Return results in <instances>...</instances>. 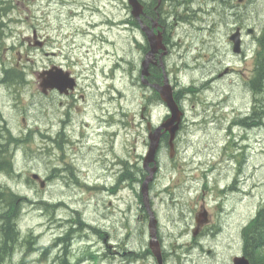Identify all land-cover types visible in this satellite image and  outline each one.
Listing matches in <instances>:
<instances>
[{"label": "rangeland", "instance_id": "374dc122", "mask_svg": "<svg viewBox=\"0 0 264 264\" xmlns=\"http://www.w3.org/2000/svg\"><path fill=\"white\" fill-rule=\"evenodd\" d=\"M7 1L4 2L5 20L0 27V112L12 132L28 131V134L16 136L24 142L12 148L15 149V173H0V185L23 197L18 226L21 239L31 237L33 241L31 248L23 242L17 245L12 262L9 260L7 264H39L43 248L65 236L70 228L81 230L73 233L70 240L68 255L74 264H158L155 256L150 255L149 230L141 220L140 202L134 193L121 185L115 200L105 196L94 181L90 188L76 179L72 182L67 181L66 176L62 179L53 170L54 153L59 155L58 148L40 135V131L50 125L49 119L53 118L57 107L53 105V111L48 112L51 117L46 116L47 107L43 106L45 116L37 110L39 69L52 61L65 69L74 68L90 96L91 113L94 114L97 106L106 107L105 111L97 108L96 113L105 112L109 115L106 119L113 115L110 119L115 120L118 130L123 121L122 141L116 143L117 153L126 157V152H147L145 128L137 126L140 116L153 114L156 120L168 109L159 98L153 101L151 89L142 84L141 63L145 52L135 49L132 39L135 37L143 44L147 39L131 23L132 8L128 0ZM142 1L159 6L158 1ZM185 1L179 8L174 3H166L164 9L171 12L163 16L172 46L166 60L168 77L175 87V96L180 93L178 103L188 122H194L179 139L176 167L170 169L166 160L163 176L166 182L168 178L174 179L171 191L184 182V169L199 167L191 161L212 160L207 154L213 148L214 163L231 162L227 153L232 149L225 134L228 123L239 113H252L256 98L260 99V107L264 103V91L257 95L250 85L257 64V39L264 30V0ZM237 27L244 28L241 36L245 45L241 55L233 53L229 39ZM35 32L47 41L46 51L58 56H46L37 48ZM14 74L18 82L13 81ZM191 87V92L184 91ZM55 102L57 104L58 100ZM113 128L116 130L115 126ZM235 129L238 134L239 128ZM88 133L86 142L90 140L91 147L97 145L99 133ZM251 139V165L244 170L243 185L251 196L243 202L244 211L249 204L253 219L264 207V130L252 133ZM255 139L260 142L256 144ZM88 152L100 155L98 150ZM233 152H236L235 147ZM91 168L96 169L94 165ZM33 174L43 180L50 178V183L41 189L39 183L29 182ZM155 188H162L161 182ZM155 188L151 197L161 223L160 236L166 246L167 264H231L242 256V239L235 230L218 234L204 250L199 248L198 257V252L190 245L192 234H185L179 226L183 220L181 206L172 205L168 197H165L168 203L162 202ZM42 202L55 208L46 210ZM105 214L110 217L107 221ZM79 220L85 223L84 227L77 224ZM108 226L110 231L105 238L103 232ZM208 249L214 251L213 256L207 253ZM61 251L57 249V254ZM103 251L108 252L107 258L103 257ZM55 255L54 251L50 252L47 264H54L50 260Z\"/></svg>", "mask_w": 264, "mask_h": 264}, {"label": "flooded vegetation", "instance_id": "af4514ba", "mask_svg": "<svg viewBox=\"0 0 264 264\" xmlns=\"http://www.w3.org/2000/svg\"><path fill=\"white\" fill-rule=\"evenodd\" d=\"M155 1H158L159 6H153L150 2L148 5L145 4V15L142 17V21L144 25L147 24L151 27H153L154 21L158 22V27L155 28V32L163 34V41L167 46L168 54L163 57L161 56L162 52L157 54L154 59L155 64L150 68V75L148 77L149 83L147 88L151 89L150 97H152L153 101L157 97L156 91L152 86L157 84L162 85L164 83V72L168 77L166 60L171 54L172 48L167 38V24L163 18V16L168 15L170 11H166L167 9H164V6L168 5L166 3H174L176 8H179L181 5L186 3L185 0ZM160 5L163 6L162 9ZM131 23L135 25L137 29L141 30V24L139 21L135 20ZM237 29H240L241 33L244 30V28L241 27H237L236 30ZM34 35L35 40L37 41L36 45L39 50L44 52L46 56H58L55 52L46 51L45 47L48 46L47 41L42 36H39L37 32H35ZM244 45L245 42L243 40V46ZM57 69L68 73L69 77L74 79V82L72 83L73 88L68 87L64 89L63 92L58 89L44 90V82L50 77L51 73L55 72ZM73 69L74 68L71 69L69 67L65 69L62 65L52 61L45 67L39 69L37 72L38 94L40 96L39 109L37 110L41 115L45 116L44 107H47L46 116L49 117L50 114L48 112L53 111V105L55 108L57 107V112L54 113L53 118L49 119L50 125L40 131V135L45 140L50 139L53 146L58 148L57 151L59 155L54 153L53 170H57L59 175L64 180L65 176L67 177L66 180L69 182L76 179L90 188H92L91 182L94 181L95 185L101 187L105 196L110 197V199L114 198L116 200L118 198V194L121 192L120 186L126 185L127 190L134 193L137 201L140 202L139 207L141 220L145 225H147V230H149L151 216L145 207L144 197L141 193L142 184L150 175V172L144 168L146 152L145 154L126 152V157H124V154L122 155L117 153L116 143H118L119 140L122 141V134L120 131H122L123 121H120L121 130H118L115 120L110 119L113 115H110V117L106 119L105 117H108L109 115L106 116L105 112L96 113L98 106L94 108V114L91 113L92 104L90 96L87 95L86 87L84 86L83 81H81L80 75ZM4 81L5 80H3V82ZM57 100L58 103L56 104L55 101ZM102 110L105 111L107 108H98V111ZM140 117L141 122H139L137 126L145 128L146 140L144 143L147 149L150 145V133L155 132L157 128L164 125L167 120L171 118V115L166 112L156 120L154 119L153 114L146 115L142 113ZM263 119L264 113L262 112L259 114L247 112L236 115L233 120L228 123L225 133L226 135L228 134L230 149H232V152H230L231 155L228 153L227 155L232 161L214 163L212 161L214 159V152L212 153L213 148L211 153L207 154V158L212 160L201 161V159H199V162L191 161L192 165H199V167L196 168L191 166L188 169H184V182L182 184H177L173 191H171L170 188L174 185V179L170 181V178H168V182H166V176H163L164 167L167 165L166 160H169L170 169L174 168V166L176 167L174 164L176 163L180 152L178 149L179 139L187 127L194 125V122L191 121V123H189L187 116L183 113L181 120L178 123L179 129L176 133L174 141V151L171 150L170 133L163 130L160 147L156 155V166L155 164L150 165V168L156 167L157 170L153 175L152 182L149 184L148 194L150 198V206L153 209L155 218L158 221L157 228L159 240L161 243L160 245L162 248L163 259L166 264L168 263V257L165 243L164 245L162 244L163 239L162 236H160L161 223L159 221L158 214L155 211L154 200H152L151 197V194L154 192V188L160 182L162 188H155V190H157V194L160 192L158 194V199H161L162 202L165 201L168 203V199H165V197H168L171 200L172 205H175L176 207L179 205L181 206L180 214L183 217V220H180L181 223L179 226L185 231V234H192L193 241L190 245L198 252V257L199 248L204 250L209 242H212L217 238L218 234L221 232H234L235 230L237 233L240 231L238 234H240V238L242 239V256H245V232L251 225L252 219L250 218L251 210L249 204L247 206L245 205L246 209L244 211L243 201L250 199L251 196V192L248 193L246 192V189L243 188V185L245 184L244 170L248 164L251 165L250 156L252 155V146L250 144L252 139L250 138V135L264 130ZM91 121L97 125L92 124ZM23 122L25 123L26 121L23 120ZM114 126L116 127V130L113 128ZM235 128H239L238 134V130ZM0 129V135L2 137L9 136L10 138V135H13L14 138H17L16 136H26L28 134V131L20 133L12 132L7 126L5 118L1 112ZM88 131H90L91 134L95 132L99 133V143L97 145H93V147L90 145V140L86 142L87 138L90 136ZM7 132H9V134H7ZM115 139V145L111 146ZM255 140L256 144L260 142L259 139ZM4 144L5 146L8 145V151L11 152L10 142L4 141ZM222 147L223 145H221V148ZM234 147L236 148L235 153L233 152ZM86 149L98 150L100 155L89 153L88 150L85 153ZM241 150L242 153H240ZM14 152L15 151H13V161ZM91 155H94L92 157L93 160H91ZM84 165H86L90 170H87ZM91 165H94L96 169L93 170ZM250 165L248 168H250ZM91 170L94 172H91ZM1 174H4V172H1ZM168 176H170V173ZM31 180L34 183H39L41 189H45L50 183V178L43 180L41 177L39 179L31 177L29 182ZM42 182L45 184V188L41 186ZM162 189L165 190L162 192ZM186 203L189 204L186 205ZM109 206H113L111 201L109 202ZM105 209L107 210V208ZM185 209H188L189 213H186ZM119 210L122 209L119 207ZM109 218L110 217H107V214L104 215L105 221H107V219L109 220ZM101 220L103 221L102 218ZM108 229H110L109 226L103 232L105 238L108 236V231H110ZM101 230H103V226H101ZM111 232H114L113 228ZM149 251L150 255L153 257L154 254L151 249ZM207 253L213 256L214 251L212 249H208ZM108 256V252L103 251V257L107 258Z\"/></svg>", "mask_w": 264, "mask_h": 264}, {"label": "trees", "instance_id": "16d2710c", "mask_svg": "<svg viewBox=\"0 0 264 264\" xmlns=\"http://www.w3.org/2000/svg\"><path fill=\"white\" fill-rule=\"evenodd\" d=\"M4 2L8 1L0 0V27L1 25H3V20H5L4 12L6 11V6L4 5ZM132 21L135 20L132 19ZM258 42L261 45V52H259L257 55L255 76L251 81L250 85L252 87V90L255 91L257 95H261L262 91H264V32L263 35L258 38ZM147 49L148 48L146 47L145 51H147ZM13 73H16L15 70ZM13 80L18 82V80L15 78V74ZM191 90L192 87L189 89L187 88L184 91L191 92ZM179 94L180 93L176 94L175 96L177 101L180 99ZM156 97L160 99L159 94H156ZM257 106L255 104L252 113L259 114L263 112L264 105L261 106L262 108L258 104ZM260 109L262 111H260ZM7 134H9V132H7ZM12 137L11 135L10 138L9 136L2 137L0 135V173L4 172L7 175H12L15 173L13 161L14 150L12 148H16L17 146L21 145L20 142H24L21 139ZM4 141L10 142V145L12 146L10 150L11 152L8 151V145L5 146ZM22 200H24L23 197L18 195L12 189L0 185V264H7L9 260L10 262H12L11 257L14 253L13 251H15L16 249L15 246L19 245L21 242H23L26 246H30V248L32 246L33 241L31 240V237H27L24 240L21 239V232L18 226V221L21 215L20 205ZM40 204L45 205L46 210H49L50 208H55L54 205H48L47 202H42ZM254 219L252 220V223L248 227L247 231L245 232V256L250 260L252 264H264V207L261 208V210L257 213L256 218ZM79 222L80 223L77 222V224H79L81 227H84L85 223L81 222L80 220ZM80 231L81 230L79 229L70 228L65 236L58 237L55 243L43 248L42 256L37 262L39 264H47V256L50 254L51 251H54L56 255L53 259L50 260L52 261V263L72 264L73 262L70 256L68 255L70 248V240L73 237V233H78ZM57 249L62 251L57 254ZM91 255L92 254H90V257ZM92 258L93 256L91 257V260Z\"/></svg>", "mask_w": 264, "mask_h": 264}, {"label": "water", "instance_id": "95a60500", "mask_svg": "<svg viewBox=\"0 0 264 264\" xmlns=\"http://www.w3.org/2000/svg\"><path fill=\"white\" fill-rule=\"evenodd\" d=\"M129 6L132 8L131 14L132 16L139 20L142 26V31L146 34L149 48L150 50L146 54L144 60L141 64V78L142 83L147 85L148 77L150 75V67L151 65L155 64V56L162 50L163 53L161 56L167 55V48L163 42V35L162 33H155V28L158 26L157 23H154L153 27L144 26L143 22L141 20V16L145 14L144 12V5L141 3L140 0H128ZM231 41L234 43V52L240 53L241 52V38H240V32L239 30L230 38ZM133 43L135 45V48L137 50L141 49L143 47V44L140 43L136 38H133ZM166 77V75H165ZM74 79L69 77L68 73L63 72L60 69H57L55 72L51 73L50 77L44 82L43 88L44 90H52V89H58L61 92L64 91V89L70 87L73 88ZM154 88L159 93L163 103L167 106L169 109V112L171 113V118L167 120V122L157 128L155 132L150 133L149 139H150V145L148 148L147 155L145 157V164L144 168L150 172V175L146 178L143 186H142V194L144 197V203L147 208V210L150 213V222H149V231L151 235V241H150V248L154 254V256L157 259L158 264H164L163 260V254L160 242L158 240L157 235V224L158 221L154 216V213L151 210L150 206V200H149V184L153 180V175L156 172L157 168H150L151 164H155L156 166V155L160 147V140L163 130L166 132H169L171 135L170 138V145L171 150H174V140L176 138V133L179 129L178 123L181 120V117L183 115V111L180 109L179 104L177 103L175 99L174 94V88L170 84L169 79L166 77L165 82L163 85H154ZM33 178L37 179L39 178L38 175H33ZM41 186L44 187L45 184L42 182ZM233 264H251L248 258L245 256L242 257H236L234 259Z\"/></svg>", "mask_w": 264, "mask_h": 264}, {"label": "bare ground", "instance_id": "6f19581e", "mask_svg": "<svg viewBox=\"0 0 264 264\" xmlns=\"http://www.w3.org/2000/svg\"><path fill=\"white\" fill-rule=\"evenodd\" d=\"M223 2H224V1H223ZM196 8H197V7H196ZM84 30H85V29H84ZM252 30H253V29H252ZM10 80H11V79H10ZM10 80H9V81H10ZM13 81H14V80H13ZM262 92H263V91H262ZM256 100H257V101H256L255 104L257 105V104L259 103L260 99L256 98ZM255 104H254V105H255ZM262 105H264V103L261 104V106H262ZM260 111H262V110L260 109ZM256 113H257V112H256ZM232 120H233V119H232ZM263 120H264V119H263ZM1 123H2V122H1ZM0 130H1V129H0ZM4 133H5V132H4ZM189 133H190V132H189ZM225 133H226V132H225ZM12 134H13V133H12ZM12 136H13V135H12ZM12 136H11V137H12ZM250 136H251V135H250ZM250 136H249V137H250ZM7 137H8V136H7ZM13 137H14V136H13ZM13 137H12V138H13ZM250 138H251V137H250ZM8 139H9V138H8ZM203 140H204V139H203ZM248 142H249V141H248ZM249 144H250V143H249ZM250 145H251V144H250ZM207 146H208V145H207ZM251 146H252V145H251ZM250 149H251V148H250ZM208 150H209V149H208ZM240 153H242V150H241ZM250 154H251V153H250ZM50 157H52V156H50ZM46 158H47V157H46ZM51 159H52V158H51ZM51 162H52V161H51ZM211 166H212V165H211ZM56 171H57V170H56ZM50 173H51V172H50ZM58 176H59V175H58ZM40 177H41V176H40ZM38 179H39V178H38ZM36 182H37V181H36ZM238 189H239V188H238ZM19 195H20V194H19ZM245 198H246V197H245ZM255 215H256V214H255ZM253 218H254V217H253ZM254 220H255V219H254ZM247 222H248V221H247ZM251 222H252V221H251ZM238 233H240V231H239ZM67 238H68V237H67ZM15 248H16V246H15ZM242 255H243V254H242ZM69 261H70V259H69ZM57 262H58V260H57ZM71 263H72V262H71ZM72 264H73V263H72ZM231 264H233V263H231Z\"/></svg>", "mask_w": 264, "mask_h": 264}]
</instances>
